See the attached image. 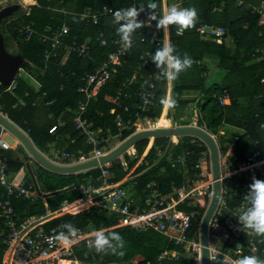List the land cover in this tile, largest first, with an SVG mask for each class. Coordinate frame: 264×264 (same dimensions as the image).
I'll return each instance as SVG.
<instances>
[{
  "label": "trees",
  "instance_id": "trees-1",
  "mask_svg": "<svg viewBox=\"0 0 264 264\" xmlns=\"http://www.w3.org/2000/svg\"><path fill=\"white\" fill-rule=\"evenodd\" d=\"M30 1V0H29ZM192 0L186 3L187 7H194L197 11V22L188 29L179 33L177 25H169V36L171 45L176 52L183 56L187 54L192 59L189 68L172 80L171 99L176 103L172 106V117L174 122L179 118L180 109L188 103L196 100L191 94H201L202 104L200 105L201 117L198 124L205 125L207 129L218 138V144L222 153L228 148H232L233 156L230 162L233 167L244 161L249 154L259 150L260 158H264V26L259 25V15L254 13V7L261 0ZM153 0H36V4L29 6L27 12L18 15L22 9L16 12L11 18L5 20L6 32L13 41L17 42L18 50L24 56V66L37 77L42 86L39 91L33 87L27 79H19L17 88L11 92H3L0 96L1 110L8 115L16 124L23 128L31 137L36 146L42 151H49L46 146L51 142L57 143L60 147L65 146V151L77 153L79 150L89 151L91 145L87 138L80 133L74 122V116L78 102L84 95L78 91L82 85L81 76L85 71H92L97 65L103 62L109 52L116 48L113 39L119 37L116 22L110 15L103 16L98 24L87 23L80 19V14L91 9L99 11L105 7L113 8L115 11L131 6L144 8L141 13L155 12L157 17L163 13V0H154L157 7L149 9L147 5ZM31 3V1H30ZM174 1L168 0V5L173 6ZM177 8H183L178 6ZM71 11L72 13L63 12ZM137 30L136 42L126 57V63L114 73L110 81L104 85L97 96L90 102L87 116L95 124V129L101 130V135H117L119 128L116 124V117L121 113L125 120L133 117L137 106L147 97L146 104L148 111L141 112L142 116L157 120L161 118L165 121L167 107L164 108L168 80L162 78V71L151 61L152 55L163 44H158L157 39L163 38V28L158 29L145 25ZM216 23L227 29V35L223 43H218L213 38H204L198 31L203 24ZM70 26V33L66 39L72 41L76 39L79 43L88 37L92 40L93 53L91 58H80L73 52L64 65L60 63V57L51 59L46 65L45 51L50 46L49 42L43 41L37 34L31 38L19 37L15 30L19 25H30L37 32L49 33L47 28L55 30L62 25ZM2 25V27H3ZM3 32V28H2ZM106 37V44L102 45L97 40L100 33ZM4 34V32H3ZM5 42L6 41V36ZM145 41L142 42L141 38ZM227 39L231 41L227 43ZM145 56L148 63L142 68L145 75L143 79H136L126 90L121 102L115 103L117 91L123 87L124 83L130 80ZM211 65L217 70L211 71ZM46 66V67H45ZM46 70L42 74V70ZM160 73V78L155 80V74ZM154 83L153 88L149 85ZM144 85L141 89L139 87ZM3 89L0 86V89ZM1 89V90H2ZM148 90V91H147ZM225 91L232 96L230 105L222 106L219 97ZM43 92L47 93L45 100L55 99L52 106H45L43 102L33 106V102ZM150 96H147V94ZM128 106L130 111H125ZM45 109L40 113V109ZM112 108L116 112L112 113ZM164 108V112L162 113ZM162 114V115H161ZM62 120L63 126L52 134L49 129L52 125ZM180 120V119H179ZM180 124H189L187 120H180ZM236 126L243 129V132L231 134L229 139L221 134L222 124ZM135 127L121 133V139L128 137ZM154 139V138H150ZM231 142L232 145H226ZM200 139L186 135L179 138L176 144L172 143L170 137H157L148 156L151 160L155 159L159 152L163 155L153 167L147 177L142 180V184L155 179L159 182L163 191H169L172 183L183 185L186 179L194 177V164L200 159L203 151L208 150L206 145L200 146ZM149 139H143L136 143L139 154L143 153ZM21 152L23 155H21ZM19 149H0V158L6 163L8 174L14 175L25 167L28 160L26 153ZM184 158L185 165L178 159ZM30 161H33L29 158ZM129 165H133L135 160L129 159ZM164 171H161L162 167ZM163 167V168H164ZM38 183L44 192L56 191L75 184V187L61 194L53 195L48 198L49 208L57 209L64 200L73 201L79 195V183L86 181L90 176H98L99 169H93L86 173L64 174L56 173L45 169L39 164L34 168ZM111 171L115 174L113 179H119L125 169L119 161H113ZM258 178L264 179V164L258 171ZM27 184L33 183L28 171ZM54 181L49 184L45 180ZM43 181L45 189L40 182ZM253 181L249 176H234L224 180V200L226 211H229L247 202L244 196L249 190V185ZM0 199L10 200L11 204L17 209L21 217L43 214L46 207L41 199L31 201L9 197L5 187L0 185ZM70 223L78 229L88 228H110L117 223L116 216L107 212L91 208L78 215L66 214L49 221L45 225L48 233L56 236L67 229L64 225ZM60 227L61 230L56 228ZM106 234L111 232L119 233L125 240L124 254L122 256L109 252L97 253L94 248L85 242L77 243L73 248L72 258L83 262V264H119L123 261L129 262L136 256H141L139 264H157L158 255L166 248L170 247L168 238L154 231H138L130 227H116L104 231ZM243 239H247L244 235ZM257 244L260 251H264V236H257ZM3 241H0V264L5 251ZM264 261V253L261 254ZM80 262V263H81ZM150 262V263H149ZM169 264H192V258H183ZM216 264H225L222 259Z\"/></svg>",
  "mask_w": 264,
  "mask_h": 264
},
{
  "label": "built area",
  "instance_id": "built-area-1",
  "mask_svg": "<svg viewBox=\"0 0 264 264\" xmlns=\"http://www.w3.org/2000/svg\"><path fill=\"white\" fill-rule=\"evenodd\" d=\"M173 6H182L186 8V3L192 0H173ZM238 4H242L240 0ZM168 0H163V13L166 14L168 9ZM113 8L105 7L99 11L88 9L80 14V19L87 23L98 24L101 17L110 15L114 18ZM254 13H258V24L264 26V0L254 7ZM149 13H139L137 19L144 20L148 27H156V21L152 19ZM158 16L157 13H155ZM117 22V21H116ZM19 37L31 38L37 34L43 41L49 42L50 46L45 51V62L48 65L53 58L60 57L59 64H66L73 52H76L80 58L89 59L92 56V38L88 37L82 42L76 39L68 41L67 35L70 33V26L67 24L58 27L55 30L47 28L49 33L37 32L30 25H19L15 27ZM138 30V29H137ZM137 30L132 34L131 47L125 48L120 42L119 37L113 39L116 48L109 52L107 58L95 67L92 71H85L81 76L82 85L78 89L84 95V98L78 102L74 122L80 133L87 138V142L91 145V150L85 152L79 150L77 153H69L63 151L60 157L49 158L57 164L74 165L86 162L92 159H99L106 155L118 145H120L129 136L137 131L148 129L142 128V121L147 118L143 117L141 112L148 111L150 108L146 104L147 97L137 106L133 117L125 120L123 115L119 113L116 117V124L119 128L117 135L103 136L100 129H95V124L87 116L90 102L97 96L100 89L106 85L112 78L114 73L126 63V57L132 50L136 42ZM199 33L204 38H213L218 43H223L227 35V29L216 23L203 24L198 28ZM163 38L157 39L158 44H171L169 36V26L163 28ZM182 33V31H179ZM102 45L107 40L103 32L97 37ZM144 42L145 38L142 37ZM150 52H146L141 56L143 62L134 73L133 77L124 83L113 98L115 103L121 102V98L125 95L126 90L136 79L145 78L141 71L148 61L145 56H149ZM46 67V66H45ZM46 70H42V74ZM159 71H163L159 68ZM29 79L34 82L33 87L38 91L42 86V82L35 77L24 64L19 68L17 74L12 80L9 87H4L0 82V96L3 92H11L17 88L19 79ZM160 73H156L154 79L158 80ZM171 80L168 81L170 84ZM264 82V78L262 79ZM144 85L142 84L139 89ZM154 83L149 85L153 88ZM148 91V90H147ZM46 92L39 96L34 102L36 106L43 102L45 106H52L55 99L45 100ZM147 96H150L148 93ZM219 103L222 106L232 103V96L225 91L219 97ZM125 111H130L129 107H125ZM112 113L116 112V108H112ZM0 113L1 110L0 101ZM6 116V115H5ZM199 118L197 115L193 117L191 125L198 126ZM64 122L59 120L58 123L52 125L49 132L54 134ZM135 127V130L125 139H121L119 143H114L117 136L128 129ZM200 146L207 144L200 140ZM208 148V146H207ZM0 149H11V145L2 136H0ZM29 158L35 160L31 154ZM127 156L124 161H120L125 169V173L119 179H113L114 173L111 171L113 161L119 157ZM163 153L159 152L152 163L147 158V150L139 154L136 144L130 146L118 158L104 163H99L94 167L81 171L89 172L93 169H99L98 176H90L86 181L79 183L80 196L75 201L64 200L61 205L52 210L46 207V211L39 215H30L21 217L17 209L11 204L10 200L0 199V241H3L5 247L2 264H76L77 260L72 258L73 248L79 242L89 244L94 238L96 230H109L116 227H130L138 231H154L168 238L170 247L164 249L157 257V264H169L183 258H192V264H204L202 243V224L206 212L211 204L214 192V178L212 173V158L208 150L202 152L200 159L194 164V177L188 178L183 185L172 183L169 191H163L157 180L152 179L141 185L137 169L140 166H151L159 163ZM68 160L69 163L61 162ZM129 159L135 160L133 165H129ZM36 161V160H35ZM185 165L184 158L178 159ZM264 158H260V151L256 150L249 154L247 158L240 162L238 166L233 167L228 157L221 155V181L223 183L222 196L219 204L212 215L208 228V254L210 264H216L220 259L225 264H238V261L244 255H254L261 260V254L257 244V235L249 229L240 227L237 218L239 214L245 210L247 204L243 203L229 211H226V202L224 200V180L234 176H249L250 179H259L258 171L262 169ZM79 172V173H81ZM26 173L22 171L14 175L8 174L5 161L0 158V185L5 187L9 197L19 199H28L36 201L42 198L34 187L33 183H28ZM91 208L99 209L116 216L117 223L110 228H88L78 229L75 234H69V242L52 239L53 234L48 233L45 225L54 218L62 215L71 214L78 215ZM247 239H243V236ZM150 263V262H149Z\"/></svg>",
  "mask_w": 264,
  "mask_h": 264
},
{
  "label": "water",
  "instance_id": "water-1",
  "mask_svg": "<svg viewBox=\"0 0 264 264\" xmlns=\"http://www.w3.org/2000/svg\"><path fill=\"white\" fill-rule=\"evenodd\" d=\"M0 4L3 5L0 7V82L3 84L4 87L7 88L10 86L19 68L24 64V56L21 53H15V52L13 53L7 49L5 37L4 34L2 33V25L7 18L13 16L16 12H18L22 7V5L26 7L28 6L25 5L23 0H12L11 2H7V3L3 0H0ZM4 130H7L11 134H13L17 139H19L22 144V148H24L22 150L23 151L26 150L28 154H31V156L45 169L56 173H64V174L79 173L83 170L94 167L99 163L112 161L118 158L119 156H121L126 149H128L132 145H135L140 140L149 139L150 135H152L153 133H155V138L191 135L203 140L207 144L211 153L212 173L214 178L213 198L206 212L202 224L204 264H210L209 254H208V228L212 215L214 214V211L216 210L220 198L222 196L223 183L221 181L220 148L215 137L206 129L194 125L170 126L160 129L159 131L156 132H154V130L151 128L143 129L129 136L115 149H113L106 155L100 157L99 159H92L74 165L57 164L51 161L45 154H43L36 147V145L29 137L27 132H25L21 127L15 124L8 117L0 113V136L2 135ZM25 167L31 177V180L34 184L37 193L39 195H43V192L40 188L37 177L35 175V171L29 160L26 161ZM74 187L75 185H71L69 187H65L56 191L45 193L44 195L45 197H47V196L61 194ZM140 261L141 260L138 261L131 260L129 262L123 261L119 264H139Z\"/></svg>",
  "mask_w": 264,
  "mask_h": 264
},
{
  "label": "clouds",
  "instance_id": "clouds-1",
  "mask_svg": "<svg viewBox=\"0 0 264 264\" xmlns=\"http://www.w3.org/2000/svg\"><path fill=\"white\" fill-rule=\"evenodd\" d=\"M147 7L155 9L156 3L150 2ZM144 8L135 6L118 9L113 13L115 21L119 22L117 33L120 42L125 48L131 47L132 34L143 26V22L137 17ZM152 19L156 21L158 29L166 28L169 25H177L180 31L191 28L197 22V11L194 7L177 8L169 7L166 14L157 17L155 13H150ZM151 61L157 68H162V78L167 80H175L181 72L189 68L192 59L187 54L181 56L178 54L171 44H165L159 47L152 55ZM175 99L167 100L169 107L174 106ZM247 206L243 210L237 221L242 228L249 229L257 236H264V179H253L249 185V190L244 196ZM67 234L61 232L52 239L69 242V234H75L78 230L70 223L64 225ZM89 246L94 248L97 253L111 252L115 255L122 256L124 254L125 240L117 232L105 233L103 230H96L94 238L89 241ZM238 264H264L254 255H244L238 261Z\"/></svg>",
  "mask_w": 264,
  "mask_h": 264
},
{
  "label": "crops",
  "instance_id": "crops-1",
  "mask_svg": "<svg viewBox=\"0 0 264 264\" xmlns=\"http://www.w3.org/2000/svg\"><path fill=\"white\" fill-rule=\"evenodd\" d=\"M3 1H5L6 3L7 2H11L12 0H3ZM24 2H27V4H25V5H27L28 7H27V9H26V11H24V12H27L28 11V9H29V6H31V5H34V4H36V0H31V3H29L28 2V0H23ZM1 5V4H0ZM3 6V5H2ZM22 7H23V5H22ZM21 7V8H22ZM26 7V6H25ZM20 8V9H21ZM63 12H68V13H72L71 11H63ZM211 67V71H214V70H217V67L216 66H214V65H211L210 66ZM171 85H172V81H171ZM170 91V95H171V90H169ZM167 93H168V90H167ZM191 96H193V97H196V100L195 101H193V102H190V103H188V105L186 106V107H184V108H181L180 109V113L181 114H179L180 116H179V118L177 119V122H174V119H173V117L170 115V116H167L168 115V111H169V107H168V109H167V111H166V113H165V115H166V117L168 118V122L167 121H165V120H163V123H162V125H159V121H161L162 119L161 118H158L157 119V121H153V120H150V119H146L145 121H143L142 123H145V125H143L142 123V128H143V126L144 127H157V126H159V127H162V126H168V127H170V126H182V124H180L179 123V121L180 120H187V121H189V124H184V125H191L192 124V121H193V117L195 116V115H197L198 116V118H200L201 117V112H200V105L202 104V96H201V94H197V93H195V94H191ZM171 99V98H170ZM166 102V101H165ZM193 107H195V109L192 111L191 109H193ZM172 108V107H171ZM189 109V110H188ZM187 110H188V112H187ZM44 111H45V109H43V108H41L40 109V113H44ZM197 111V112H196ZM6 115V114H5ZM162 115V114H161ZM6 117H8L10 120H12L8 115H6ZM180 119V120H179ZM13 121V120H12ZM14 122V121H13ZM15 123V122H14ZM16 124V123H15ZM18 125V124H17ZM19 126V125H18ZM198 126L199 127H202V128H204V129H206L207 131H209L208 129H207V127L205 126V125H199L198 124ZM20 127V126H19ZM23 129V128H22ZM24 130V129H23ZM25 131V130H24ZM26 132V131H25ZM210 132V131H209ZM241 132H243V129L242 128H239V127H236V126H231V125H227L226 123H223L222 124V129H221V134L222 135H226V137H225V139H229L231 136V134H238V133H241ZM211 133V132H210ZM226 133H231V134H226ZM212 134V133H211ZM29 135V134H28ZM214 137H215V139L217 140V142H218V138H217V136L216 135H214V134H212ZM2 138H4L6 141H8L9 143H10V145H11V149H19L20 151H22V149H24V148H22V144H21V142H20V140L19 139H17L13 134H11L10 132H8L7 130H4L3 131V133H2ZM6 136H10V138H11V140L9 141V140H7V138H6ZM30 137V136H29ZM180 137H182V136H178V137H170L171 139H172V143L173 144H176L178 141H179V138ZM195 137V136H194ZM31 138V137H30ZM199 139V138H198ZM115 141H117V143H119L120 141H121V136H117L115 139H114ZM201 140V139H200ZM33 141V140H32ZM154 142H155V139H152L151 141H150V138H149V144L146 146V148H145V150H144V152L147 150V158L150 160V162L152 163V160L150 159V157L148 156L149 154H148V152L150 151V149H151V147L153 146V144H154ZM226 143V145L228 144V145H232V143L231 142H229V143H227V142H225ZM35 144V143H34ZM36 145V144H35ZM219 145V144H218ZM37 147V146H36ZM47 148H49L48 150L49 151H46V152H44V151H42L41 149H39L38 147V149L43 153V154H45L48 158H52V157H60V154L63 152V151H65V146H63V147H60L59 145H57V143H55V142H51V143H49V144H47V146H46ZM219 148H220V146H219ZM25 153H26V155L28 154L27 152H26V150L24 151ZM24 153V154H25ZM220 153H221V155L222 156H224V157H228V159L230 160V157H232L233 156V150H232V148H228V150L225 152V153H222L221 152V150H220ZM21 155H23V153L21 152ZM127 158V156L125 155V156H123V157H119L116 161H124L125 159ZM28 160L30 161V159H29V155H28ZM33 160V159H32ZM31 162V164H32V166L34 167V166H39V163L37 162V161H35V160H33V161H30ZM61 162H63V163H65V162H67V163H69V161L68 160H61ZM157 164H155V165H151V166H145V165H143V166H140L138 169H137V173L139 174V175H141L140 177H139V182H140V184L141 185H143L142 184V180L143 179H145L146 177H147V175L149 174V172L151 171V169L153 168V167H158V166H156ZM232 165V164H231ZM164 167V166H163ZM161 168V171H164V169H165V167L164 168ZM35 168V167H34ZM20 171H22V173L24 172H26L27 171V169H26V167H24L23 169H21ZM29 174V173H28ZM73 174H77V173H73ZM186 181H187V179H186ZM145 184V183H144ZM73 185H75V184H73ZM69 186H71V185H69ZM69 186H67V187H69ZM41 188V187H40ZM42 190V189H41ZM42 192H43V195H42V198H40L42 201H43V204L45 205V207H48L49 206V203H48V198L49 197H53V196H47V197H45V193H48V192H44L43 190H42ZM51 192V191H50ZM80 196V195H79ZM79 196L75 199V200H77L78 198H79ZM75 200H73V201H75ZM69 201V200H68ZM56 210V209H55ZM63 216V215H62ZM60 217V216H59ZM55 219V218H54ZM53 220V219H52ZM57 230H61V228L60 227H58V228H56ZM135 258H138V260H141L142 258H141V256H136ZM135 258L133 259V260H135ZM3 259V258H2ZM138 260H135V261H138ZM77 262H81V261H78L77 260ZM81 264H83V262H81Z\"/></svg>",
  "mask_w": 264,
  "mask_h": 264
},
{
  "label": "rangeland",
  "instance_id": "rangeland-1",
  "mask_svg": "<svg viewBox=\"0 0 264 264\" xmlns=\"http://www.w3.org/2000/svg\"><path fill=\"white\" fill-rule=\"evenodd\" d=\"M31 1V0H30ZM30 1L28 0V2L30 3ZM25 4H27V2H24ZM22 10L20 11V13L18 14V15H14L13 17H18V16H20L22 13H24V11H26V9H27V7H25L24 5H23V7L21 8ZM12 17V16H11ZM11 17H9V18H11ZM12 17V18H13ZM9 18H7L6 20H8ZM5 23H6V21H5ZM5 23H4V25H3V32H4V34H5V36H6V41H7V43H6V46H7V49L10 51V52H16L17 50H18V46H17V42L16 41H13V39L11 38V36L6 32V28H5ZM2 32V33H3ZM227 43H230L231 44V41L229 40V39H227ZM27 80H29V79H27ZM30 82H32L31 80H29ZM169 81V80H168ZM172 81V80H171ZM32 84H34V82H32ZM171 82H170V84H168L167 83V90H168V93H167V95H166V102H165V105H164V108L165 107H167V109H168V104H167V100H169L170 98H171V95H170V91L169 90H171ZM164 108H163V111H162V113L164 112ZM167 109H166V111H167ZM195 109V107H193V109H191L192 111ZM189 110V109H188ZM188 110H187V112H188ZM197 112V111H196ZM166 113V112H165ZM172 114V109H171V107H169V111H168V115L167 116H170ZM155 121H157V120H155ZM143 122V121H142ZM168 122V121H167ZM162 123H163V119L161 120V121H159V125H162ZM143 125H145V123H142ZM6 138H7V140H11V138H10V136H6ZM154 139H156V138H154ZM152 139H150V141H151ZM117 143V141H114V143H113V145H115ZM35 168H36V166H34ZM26 173V172H25ZM50 178H46L45 177V180H48L47 182L49 183V184H54V181H52V180H49ZM40 184H41V186H42V188L43 189H45V185L43 184V181H41L40 182ZM135 260H138V258H135Z\"/></svg>",
  "mask_w": 264,
  "mask_h": 264
},
{
  "label": "bare ground",
  "instance_id": "bare-ground-1",
  "mask_svg": "<svg viewBox=\"0 0 264 264\" xmlns=\"http://www.w3.org/2000/svg\"><path fill=\"white\" fill-rule=\"evenodd\" d=\"M166 127H168V126H166ZM165 126H162V127H159V126H157V127H151V129H153L154 130V132H156V131H159L160 129H163V128H166ZM149 138H155V133H153L152 135H150V137ZM76 264H81L80 262H77Z\"/></svg>",
  "mask_w": 264,
  "mask_h": 264
},
{
  "label": "flooded vegetation",
  "instance_id": "flooded-vegetation-1",
  "mask_svg": "<svg viewBox=\"0 0 264 264\" xmlns=\"http://www.w3.org/2000/svg\"><path fill=\"white\" fill-rule=\"evenodd\" d=\"M2 5H0V7H1ZM15 53H18V52H15Z\"/></svg>",
  "mask_w": 264,
  "mask_h": 264
}]
</instances>
